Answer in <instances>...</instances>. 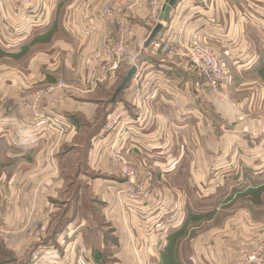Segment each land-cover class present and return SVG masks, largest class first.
I'll return each instance as SVG.
<instances>
[{
  "label": "crops",
  "instance_id": "crops-1",
  "mask_svg": "<svg viewBox=\"0 0 264 264\" xmlns=\"http://www.w3.org/2000/svg\"><path fill=\"white\" fill-rule=\"evenodd\" d=\"M97 1L73 0L67 11L70 19L63 32L84 44L89 37L92 47L99 50L106 30L99 19L98 5L112 0ZM164 1L160 0V7ZM47 2L51 5V12L43 8L45 23L43 26H33L34 31L43 32L51 28L48 20L52 9L61 2ZM121 2L123 8H129L130 37L124 59L130 62V58L136 55L134 64L130 62L127 66L142 63L143 70L130 80L113 104L116 109L130 111L129 104H135L139 92L145 109L144 120L148 122L144 129L138 127L137 130L131 126L129 132L126 131L129 135L124 136L123 133L122 154L147 175L173 178L177 187H184L181 188L185 193V199H182L185 203L183 218L178 221L179 226L168 224L173 231L168 235V246L158 254L157 262L162 264L163 256L167 255L166 259L176 264H230L233 261L230 258L232 241L235 239L230 224L238 223L240 217L245 218L244 212L233 214L225 222L223 233H196L188 248L179 246L175 250L170 245L186 234L183 232L190 222L188 210L193 202L205 209L200 212V207L194 208L195 218L212 219L223 208L227 212L234 201L261 195L264 191V0H179L171 8L167 22L156 37L172 39L182 29V40L201 43L211 49L228 74L227 85L233 94L230 100L227 98L230 106L227 101L223 104L218 102L210 89L197 81L188 65L177 63V60L162 61L163 55L159 51L141 50L143 41L152 30V26L148 27L150 22L143 20L148 11V0ZM16 11L17 8L8 0H0V55L12 53L5 50L3 41H6L5 36L9 31V19L18 15ZM159 73L162 80L153 81L151 86L144 84L143 81L154 80ZM113 86H105V90H97L92 95L105 91L107 96ZM4 91L0 99V167L24 159L22 165L26 168L19 171L2 168L5 173L0 172V195L4 193L7 209L1 219L5 224L17 227L26 225L28 228L27 233L24 227L10 231L5 244V248L15 254L12 260L17 264H27L31 256L29 247L42 239L41 236H34L32 230L44 224L48 210L51 213L53 209L55 189L59 191L61 188L58 162L73 161V152L80 147L77 144L80 127L73 123L78 120L77 113L83 120L92 122L105 100H92V95L85 97L87 100L69 99L65 109H62L64 113L61 109L56 112L58 115L53 113L69 123V133L58 139L50 129L47 138H42L40 133L46 126L41 124L36 129L28 127L26 114H20L14 108L8 109L9 96ZM98 132L90 136L89 142ZM95 153V150L87 153V165H92V169L102 177L97 179L93 176L92 183L102 185L106 182L103 175L108 173L107 158L102 153ZM82 172L88 175L87 170ZM209 177L210 181H204ZM203 186L208 188L204 190ZM191 188L196 190L197 197L201 194L207 198L191 196L188 199L186 194L191 193ZM80 194L82 191L78 190V196ZM72 196L69 198L71 201ZM103 220L113 234V219L104 217ZM78 264H82L81 261Z\"/></svg>",
  "mask_w": 264,
  "mask_h": 264
},
{
  "label": "rangeland",
  "instance_id": "rangeland-1",
  "mask_svg": "<svg viewBox=\"0 0 264 264\" xmlns=\"http://www.w3.org/2000/svg\"><path fill=\"white\" fill-rule=\"evenodd\" d=\"M47 1L37 0L30 7L15 6L17 8L15 14L18 15L9 19L8 28L9 31L12 28L15 29L11 32L12 36L15 35L12 39L16 43L18 40V43L15 44L14 42L13 46L8 48L6 41H3L5 50L12 53L0 55V99L3 98L2 92L5 90L6 96H9L8 109L14 108L20 114H26L28 127L32 126V128L36 129L41 124L46 126V129L41 131L40 137L47 138V131L50 132V128H48L49 124L44 117H58L56 112L60 109L64 113L62 109H65L64 106L69 99L84 100L85 97L94 94L97 90L104 89L105 86H114L108 94L109 96H106L105 91H102L99 95H97L98 93L92 95L94 97L90 96L92 100H105L104 106L100 107L96 119L94 118L92 122L83 120L79 115L80 113H77L78 120L73 123L74 126L80 127L77 139V144L80 147L73 152V161L63 160L58 162V168L61 171V174L58 175V180L61 181V188L59 191L55 189L56 194L54 196L56 199L52 203L53 209L51 213L48 210V216L45 217L44 224L39 225V229L34 227L32 230L34 236H41L42 239L33 242L36 243L35 246L29 247L31 256L27 264H78L79 261L82 264H159L157 262L159 259L158 254L168 246V235L173 231L169 226H179L180 223L178 221L183 218L182 213H185L183 212L185 203L182 202V199H185L184 187H177L171 177L163 178L158 176L157 178V176H150L147 175L148 173L138 170L133 162L122 154L123 133L117 135L115 131L108 134L105 132L106 122L110 118L109 115L116 110L113 102L120 97L118 95L119 97L113 98L115 91L128 70L134 67H128L127 64L129 65L130 62L134 64V58L136 57V55L131 57L130 62L124 59L128 52L130 37L129 8H123L125 10L123 12L127 14L128 34L124 41L123 63L121 64L120 72H116L114 78L105 84L94 85L93 74L100 62L104 40L101 48L97 50V48L92 47L89 37L84 44L82 41L73 40L69 34H66L67 32H63V28L64 30L66 28L67 20L70 19L67 11L73 0H58L61 3L55 9H52L51 17L48 20V26H51L50 30L43 32H41L42 30L34 31L33 26H35L34 23L41 10L39 8H46L48 13L51 12V5ZM121 1L112 0L104 4L100 3L98 8L100 7L101 9L104 6L118 4L122 6L123 3ZM161 8L160 0H148V11L143 18L144 22L150 21L151 14L154 11L152 20H158ZM29 22L33 24L30 25L28 24ZM152 24L150 22L148 27ZM24 27L27 28V34L20 36L16 31H20ZM31 29L33 30L31 31ZM147 38L143 41V45L141 44L142 47L140 49L153 51L151 47L153 42L147 47L144 46ZM189 44L197 45L195 42ZM200 44L199 46L207 49L215 56L223 68L224 74L218 83L222 97L220 98L210 91L216 96L218 102L225 103L227 98L230 100L233 96L232 92H229V86L227 85L228 74L226 69L211 49ZM93 55L94 58H92ZM137 56L139 57L140 54ZM176 62H181L190 67L186 60H177ZM190 69L197 79L193 69L191 67ZM197 81L202 86L208 87L202 81L198 79ZM62 84L64 86L60 87L57 93L47 92L38 105V114H41L43 118L33 119V114L30 111H22L20 103L27 96L38 90ZM198 85L201 86L200 84ZM230 89H232L231 85ZM55 99H58L60 103L55 107H51V102ZM227 102L229 104V101ZM129 105L130 111L125 108L121 111L124 112L126 110L124 113L134 122L133 127L137 130L138 127L144 129L148 124L147 120H144L145 109L139 110L135 107V104L132 106L130 103ZM53 113L56 115H53ZM59 120L68 125L67 131L63 134H58L56 131L59 130H54L53 127L51 129H53L57 138L61 139L69 133L71 126L63 119ZM19 130L21 131L22 128L20 127ZM97 131H99L98 134H95L96 136L91 138L89 142L90 136L94 132L97 133ZM127 132H125L124 136L130 134ZM115 140L118 143L114 145V153L120 155L122 158L120 161L115 159L114 153L111 151ZM92 150H95V154L102 153L107 158L106 169L108 173L103 175L106 182L102 185H98L97 182L95 185L92 183L94 181L92 180L93 176V178L102 179L94 171L95 169H92V165H87V153ZM132 156L136 158V156ZM23 161L24 159L20 162L0 167V172L13 168L17 169V171L23 170L26 168L22 165ZM27 167H29V164ZM128 167L135 173L138 179L137 183L145 184L149 196L148 200H141L137 197L135 200L129 201L127 198L118 196V191L123 190L126 184V178L122 177L121 171L126 172L129 169ZM2 168L5 169L2 170ZM85 170L88 171V175L82 172ZM210 179V177L205 178L204 181H210ZM197 182L200 183L198 179ZM205 188L208 187H204V190ZM78 190L82 191L80 196H78ZM190 191V194H186L188 199H191V196L197 199L207 198L202 197L201 194L197 197L194 188H191ZM202 192L206 194L204 191ZM3 196L4 193L0 195V264H17L12 260L15 254L5 248L7 235L10 231H15V228L21 229L24 227L23 229H26L24 231L26 233L29 230L26 225L17 227L3 223L1 218H3L4 212L7 211ZM71 196L73 203L69 200ZM208 196L210 197L211 194ZM77 200H80L79 203H77ZM63 204L68 206L64 207L62 206ZM231 206H233L232 209ZM225 209L223 208L217 212V216L212 219H189L190 222L183 232L186 234L181 240H174L170 245L171 248L177 250L179 246L180 248L190 247L189 245H191L196 233L210 232L213 234V231L223 233L225 222L233 217V214L244 212L245 218L240 217L238 223L230 224V228L235 235V239L232 241L233 246L231 247L230 257L233 261L230 264H253L249 261L248 256L258 253V248L264 247V191L261 192V195L249 196L248 199H241L239 202L234 201L228 207L227 212L224 211ZM230 209L232 211H229ZM104 217L107 220L113 219L115 223L113 234H111L112 229H109L108 225L104 224ZM168 224L171 225L168 226ZM110 225L111 223H109ZM166 256H163L162 264H176L170 259L167 260ZM260 258L264 259L263 252L260 253Z\"/></svg>",
  "mask_w": 264,
  "mask_h": 264
},
{
  "label": "built area",
  "instance_id": "built-area-1",
  "mask_svg": "<svg viewBox=\"0 0 264 264\" xmlns=\"http://www.w3.org/2000/svg\"><path fill=\"white\" fill-rule=\"evenodd\" d=\"M14 6H24L30 7L33 6L37 0H8ZM123 7L120 5L114 6H104L99 11V19L105 26L106 37L104 39V44L102 47V53L100 57V62L98 68L94 70L93 74V82L94 85L104 84L114 78L116 72H119L121 69V64L123 63V53H124V41L128 34L127 24H126V12H123ZM155 11L151 14V18L149 22L153 24L152 29L159 23V21L152 20ZM44 10L40 11L38 14L37 20L34 23L35 26H43L45 23L44 18ZM29 20V19H28ZM33 24V23H28ZM27 28H22L20 31H16L20 36H25ZM15 30L8 31L5 40L6 46L8 48L13 46V43H17L12 38L15 36L11 34V32ZM182 29L177 31V34L172 39H157L153 41L151 47L153 51H159L163 55L162 61L173 62L175 60H186L190 67L193 69L195 76L198 80L202 81L206 84L210 90L217 95L218 97H222V93L219 88V80L222 78L224 72L223 68L220 66L215 56L211 54L207 49L197 45H190L189 42H186L181 39ZM12 36V37H11ZM11 39H10V38ZM201 45V44H200ZM17 46V45H16ZM142 63L138 65H134L136 71L134 77H137L141 74L143 67ZM158 80H162V74L159 73L154 80L148 79L143 81L144 84L150 85L153 81L157 82ZM138 84V83H137ZM52 86L48 87L44 90H38L33 92L26 99H23L20 103L21 109L28 110L33 114V119H37L42 117L39 113L38 105L44 99V95L49 93H57L60 87ZM223 99V98H222ZM221 99V100H222ZM60 103L58 99H55L51 102V107H55ZM135 107L139 110L143 108L142 97L139 92H137L135 98ZM121 109H116L113 111L111 115H109V119L105 125V132L110 133L115 131L117 135L122 134L128 131V128L132 126L134 123L124 112H120ZM43 118V117H42ZM44 119L48 122L49 127H51L59 131H56L58 134H63L67 131L68 125L59 120L58 117H44ZM109 136V135H108ZM122 136V135H121ZM118 143L115 140V143L111 147V151L114 153V145ZM116 152V151H115ZM115 159L118 161L122 160L120 155L114 153ZM129 168V167H128ZM122 177L126 178L125 188L123 190L118 191V196L121 198H127L130 200H135L137 197L141 200H148V192L146 190L145 184L142 185L137 183V177L135 173L129 168L126 172H122ZM121 176V175H120ZM264 253V247L258 248V253L252 254L248 256V259L253 264H264V259L260 258V253ZM249 263V262H248Z\"/></svg>",
  "mask_w": 264,
  "mask_h": 264
},
{
  "label": "water",
  "instance_id": "water-1",
  "mask_svg": "<svg viewBox=\"0 0 264 264\" xmlns=\"http://www.w3.org/2000/svg\"><path fill=\"white\" fill-rule=\"evenodd\" d=\"M178 1L179 0H165L164 1L161 11L158 16V20L160 21V23L155 25V27L149 33V36L144 44L145 47H147L151 42H153L155 38L158 36V34L162 31L163 24L167 22L168 15H169L171 8H173L177 4ZM135 71H136L135 67H132L128 70V72L123 77L121 84L116 89L113 98H115L119 94V92L126 87V85L134 77Z\"/></svg>",
  "mask_w": 264,
  "mask_h": 264
},
{
  "label": "trees",
  "instance_id": "trees-1",
  "mask_svg": "<svg viewBox=\"0 0 264 264\" xmlns=\"http://www.w3.org/2000/svg\"><path fill=\"white\" fill-rule=\"evenodd\" d=\"M123 79V78H122ZM121 82H122V80H121ZM197 207H200L198 204H197V202H193V204H192V207L191 208H189V215L191 216V219L192 220H195V217H194V208H197ZM201 208V207H200ZM200 212H204L205 211V209L204 208H201L200 210H199Z\"/></svg>",
  "mask_w": 264,
  "mask_h": 264
}]
</instances>
